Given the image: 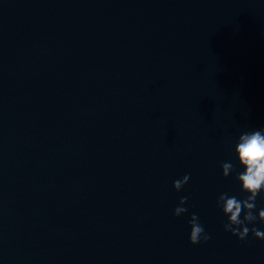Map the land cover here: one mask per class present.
Here are the masks:
<instances>
[{
  "label": "water",
  "instance_id": "95a60500",
  "mask_svg": "<svg viewBox=\"0 0 264 264\" xmlns=\"http://www.w3.org/2000/svg\"><path fill=\"white\" fill-rule=\"evenodd\" d=\"M261 128L264 0H0V264H264L217 206Z\"/></svg>",
  "mask_w": 264,
  "mask_h": 264
},
{
  "label": "clouds",
  "instance_id": "9594fccd",
  "mask_svg": "<svg viewBox=\"0 0 264 264\" xmlns=\"http://www.w3.org/2000/svg\"><path fill=\"white\" fill-rule=\"evenodd\" d=\"M234 152L238 158L243 171L236 174V179L240 182L241 191L249 193L244 199H238L235 195L229 196L228 193H221L217 200V206L220 207L228 220L224 224L225 231L244 240L249 231L257 239H264V231L256 227L249 229L247 226L257 219L264 222V208L259 209L258 215L256 209L257 196L264 193V128L244 132L238 138L234 147ZM222 175L228 177L235 171L231 162L221 164ZM190 179L185 174L182 179L173 181V187L179 191ZM264 199V196L261 197ZM188 197H181L179 205L175 207L173 215L180 216L188 211L183 205L186 204ZM243 212V219L241 214ZM188 223L191 226L189 242L199 244L202 241H208L211 237L205 232L204 227L199 221V217L193 213Z\"/></svg>",
  "mask_w": 264,
  "mask_h": 264
}]
</instances>
